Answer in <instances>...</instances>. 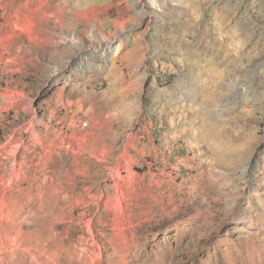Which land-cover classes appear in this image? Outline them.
<instances>
[{
  "label": "rangeland",
  "instance_id": "obj_1",
  "mask_svg": "<svg viewBox=\"0 0 264 264\" xmlns=\"http://www.w3.org/2000/svg\"><path fill=\"white\" fill-rule=\"evenodd\" d=\"M0 264H264V0H0Z\"/></svg>",
  "mask_w": 264,
  "mask_h": 264
},
{
  "label": "bare ground",
  "instance_id": "obj_2",
  "mask_svg": "<svg viewBox=\"0 0 264 264\" xmlns=\"http://www.w3.org/2000/svg\"><path fill=\"white\" fill-rule=\"evenodd\" d=\"M85 125L87 126V122H82V126L86 127Z\"/></svg>",
  "mask_w": 264,
  "mask_h": 264
},
{
  "label": "built area",
  "instance_id": "obj_3",
  "mask_svg": "<svg viewBox=\"0 0 264 264\" xmlns=\"http://www.w3.org/2000/svg\"><path fill=\"white\" fill-rule=\"evenodd\" d=\"M86 126V125H85Z\"/></svg>",
  "mask_w": 264,
  "mask_h": 264
}]
</instances>
